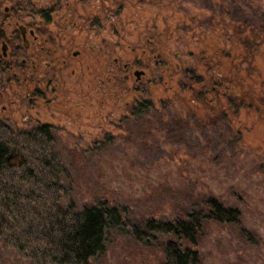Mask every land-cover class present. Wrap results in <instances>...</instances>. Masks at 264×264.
I'll return each instance as SVG.
<instances>
[{"label":"rangeland","instance_id":"1","mask_svg":"<svg viewBox=\"0 0 264 264\" xmlns=\"http://www.w3.org/2000/svg\"><path fill=\"white\" fill-rule=\"evenodd\" d=\"M110 5L108 19L98 24L92 39L95 50L103 45L112 51L119 46L144 48L148 32H159L160 57L171 66L174 79L166 76L167 84L152 86L151 92L154 101L172 98L165 110L171 122L161 126L155 122L152 110L159 105L137 116L125 112L124 105L119 107L124 101L118 99L139 96L134 91L118 93L112 97L115 102L106 105L92 101L90 106L86 101L77 112L75 103L81 105L83 100L70 93L47 113H33L31 119L38 125L26 122L22 114L14 116L15 130L28 131L44 122L52 126L64 168L61 181L68 190L63 205L73 201L81 208L107 201L124 211L129 226L108 230L103 252L89 264H160L162 243L173 237L135 234L132 225L150 218L171 221L192 202L211 196L236 210V221L207 223L195 245L183 246L196 250L201 264H264V119L243 109L231 115V101L223 95L227 90L204 86L215 75L228 77L233 63L242 62L237 56L242 45L235 49L231 28L222 27V1L111 0ZM226 11L231 17L232 8ZM235 14L262 27L264 0H237ZM258 44L250 75L255 86L264 82V41ZM185 60L197 70L198 83L184 74ZM242 67H248L244 61ZM192 88L216 112L218 107L228 110L231 131L221 129L226 122L202 128L188 120L185 106ZM133 122L146 129L136 131ZM0 264L32 263L17 258L0 242Z\"/></svg>","mask_w":264,"mask_h":264},{"label":"trees","instance_id":"2","mask_svg":"<svg viewBox=\"0 0 264 264\" xmlns=\"http://www.w3.org/2000/svg\"><path fill=\"white\" fill-rule=\"evenodd\" d=\"M220 1L223 3L220 13L222 27L224 30L231 28L235 49L242 45L240 53H237L242 62L235 61V86H221L227 90L223 95L231 101V115H237L243 109L263 120L264 86L260 84L264 82L255 86L250 75L254 69L253 52L257 50L258 43L264 41V26L257 28L243 19L240 13L235 14L237 0ZM227 7L233 10L231 17ZM227 55L224 52V56ZM243 61L248 66L246 69L242 67ZM205 65L209 70V63L205 62ZM196 72V69L192 70V77L196 79L194 83L199 82ZM231 75L227 78L222 75L223 82L231 85ZM216 78L213 76L211 82L215 83ZM192 90L190 101L185 106L188 120L202 128L226 122L221 129L224 133L231 131L227 129V125L233 127L228 110L218 107L216 112L203 94L194 88ZM171 103L172 98L166 97L160 100L156 110H152L155 122L160 126L169 124L171 117L165 116V110ZM150 108L153 109L151 103H143L129 111L137 116L148 113ZM133 123L136 131L146 129L141 123ZM151 123L152 120L148 130ZM231 134L235 137L234 133ZM63 172L61 155L56 150L49 125L22 131L0 121V242L22 261L32 264H89L103 252L108 230L129 226L122 208L107 201L81 208H77L73 201L63 205V199L68 197L67 187L61 181ZM236 219V210L224 207L211 196L192 202L180 217L171 221L150 218L143 223L136 222L131 229L135 234L173 237L162 243L164 259L160 264H201L199 253L190 246L184 247L183 243L195 245L207 223H227Z\"/></svg>","mask_w":264,"mask_h":264},{"label":"flooded vegetation","instance_id":"3","mask_svg":"<svg viewBox=\"0 0 264 264\" xmlns=\"http://www.w3.org/2000/svg\"><path fill=\"white\" fill-rule=\"evenodd\" d=\"M110 4L111 0H0V121L13 127L14 116L22 114L26 122L38 125L31 119L33 113H47L70 93L83 100L75 103L76 112L86 101L90 106L92 101L106 105L115 102L114 95L131 91L139 96L118 99L124 101L119 107L124 105L125 112L143 103L159 105L160 100L152 98V86H165L166 76L174 79L171 66L160 57L159 32H148L144 48L119 46L112 51L103 45L95 50L92 39L98 24L108 19ZM185 63L184 74L196 80L192 62ZM233 64L231 85L220 74L215 83L204 86H235ZM41 125L52 129L49 123Z\"/></svg>","mask_w":264,"mask_h":264}]
</instances>
